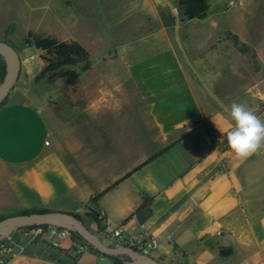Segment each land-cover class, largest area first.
I'll return each instance as SVG.
<instances>
[{
  "label": "crops",
  "instance_id": "1",
  "mask_svg": "<svg viewBox=\"0 0 264 264\" xmlns=\"http://www.w3.org/2000/svg\"><path fill=\"white\" fill-rule=\"evenodd\" d=\"M64 20L107 43L96 85L82 84L79 98L61 79L55 88L36 81L43 64L31 47L21 53L19 82L0 107V163L16 168L19 211L84 216L108 243L115 228L154 236L151 256L165 263L264 264V153L232 152L234 122L224 111L246 102L241 92L262 90L263 77L241 86L248 53L215 34L210 8L179 22L163 0H68ZM247 35L238 36L250 47ZM203 123L219 134L215 147ZM145 196L152 201L143 207ZM46 227L16 229L0 242V264L107 263L88 249L77 260L56 254L79 242L55 248Z\"/></svg>",
  "mask_w": 264,
  "mask_h": 264
},
{
  "label": "rangeland",
  "instance_id": "2",
  "mask_svg": "<svg viewBox=\"0 0 264 264\" xmlns=\"http://www.w3.org/2000/svg\"><path fill=\"white\" fill-rule=\"evenodd\" d=\"M6 2H2L0 7H7V11L4 16H1L0 20V41L10 42L20 53H24L27 50V46L25 45V39L29 32H34L36 34H40L43 36H53L60 40L69 39L71 36L79 39L81 41H87L94 45L97 50L91 55L92 65L94 64V68H97V64H101V55L102 51L106 47V41H103L101 38H98V42L94 41L90 42L87 38H85L80 31V29L74 28L70 30L67 28L64 20V10L65 5H67L68 0H5ZM167 4L173 7V11L176 15V19L182 22L181 12L178 10V3L180 0H163ZM237 6L230 9L226 6V0H208L210 14L211 17H214L218 22L217 28L215 29V34L221 31L224 36H227L231 32L237 33L240 36L245 37L247 33V37H249L250 51L251 53L247 54L249 67L248 70L241 76V86L247 85L250 87L252 82L257 78L259 80L263 77V86L262 90H247L248 92H241V94L245 97L246 102L244 105L247 106L250 110L253 109L255 112L259 109L260 104L264 103V0H236ZM171 2V4H170ZM7 23L6 26H4ZM175 31L173 29V36L178 35L181 36V31ZM223 30H226L225 32ZM181 40V38H180ZM258 46L259 54L256 59H252V52L255 49L254 46ZM178 46V44H177ZM179 47V46H178ZM180 49V48H179ZM31 54H36L35 63L40 62L43 64V68L46 66V62L42 59V56H46L45 52L36 51L34 47L30 48ZM113 54L114 49L107 50L103 52V54ZM25 63H29V57H25ZM257 63L259 67L260 73H256V65ZM0 64L5 67L4 61L0 58ZM98 70V69H97ZM84 81L82 84L86 83H96V76L93 77H85L82 74ZM43 79V80H42ZM44 81L42 83L44 87L51 86L55 88V82H50L46 77L42 78ZM39 80V82L41 81ZM60 81V80H57ZM234 85V82L233 84ZM238 91H231V93H236ZM70 98H79L71 97ZM253 107V108H252ZM261 119H264V112ZM260 114V115H261ZM264 153V150H262ZM16 173V168L3 165L0 163V219L22 214L23 212L19 211V204L15 195V190L13 185L11 184V179L13 175ZM88 216L93 217L96 221H100L99 215L89 212ZM89 227L88 223H90L89 219L81 216ZM15 232V231H14ZM98 234V232L94 231ZM75 234V233H74ZM76 235V236H75ZM73 236L74 239L79 241V246H85L88 250H91L102 256L98 251H94L91 249V246L85 242L81 237L77 234ZM99 235V234H98ZM110 245L116 246L115 242L108 243ZM62 249V248H61ZM74 252L71 251H59L56 254L63 256L64 258H72L77 260L83 253L79 252L75 247L73 249ZM120 262H124L121 258L118 260L109 259L107 263L101 264H120Z\"/></svg>",
  "mask_w": 264,
  "mask_h": 264
},
{
  "label": "trees",
  "instance_id": "3",
  "mask_svg": "<svg viewBox=\"0 0 264 264\" xmlns=\"http://www.w3.org/2000/svg\"><path fill=\"white\" fill-rule=\"evenodd\" d=\"M177 8L181 12L182 20L188 21L206 18L209 10V4L208 0H180ZM226 39L231 40L234 47L240 53H251L248 44L241 42L238 35L229 34L226 36ZM25 45L27 47H34L35 49L46 53V56H42V59L46 62V66L36 77V81H39L46 76L50 82H55L56 80L61 79L65 84L66 93L71 97H78L81 94V85L84 81L82 74H84L86 78L90 77V75L95 77L98 74L97 68H94L91 62V55L96 52L97 48L87 41H64L53 36H43L34 32H29L25 39ZM256 57L257 54L253 51L252 59H256ZM254 64L258 70L259 67L257 63L254 62ZM4 73L5 67L0 64V83L3 79ZM95 85V82L92 83V86ZM262 112H264V103H261L259 109H257L254 113L259 116ZM201 127L209 137L212 147H215L219 137L215 128L208 123H203ZM101 197L102 194L96 196L93 201H96ZM151 201V198L145 196L142 206L145 207L149 205ZM31 212L33 211H26L23 213ZM77 216L82 218L78 214ZM116 245L120 244L116 243ZM91 249L93 248L91 247ZM105 257L111 259V257ZM112 259L116 261L118 260V258ZM120 264L124 263L120 262Z\"/></svg>",
  "mask_w": 264,
  "mask_h": 264
},
{
  "label": "water",
  "instance_id": "4",
  "mask_svg": "<svg viewBox=\"0 0 264 264\" xmlns=\"http://www.w3.org/2000/svg\"><path fill=\"white\" fill-rule=\"evenodd\" d=\"M0 58L5 63V73L0 83L1 107L19 82L22 60L18 50L6 41H0ZM42 225L67 229L81 237L100 254L121 258L125 264H172L162 262L126 245L107 244L86 225L83 218L75 213L62 211L31 212L5 217L0 220V242L10 239L18 228Z\"/></svg>",
  "mask_w": 264,
  "mask_h": 264
},
{
  "label": "clouds",
  "instance_id": "5",
  "mask_svg": "<svg viewBox=\"0 0 264 264\" xmlns=\"http://www.w3.org/2000/svg\"><path fill=\"white\" fill-rule=\"evenodd\" d=\"M224 111L234 122V127L227 132V144L237 157L247 158L264 150V119L236 101Z\"/></svg>",
  "mask_w": 264,
  "mask_h": 264
},
{
  "label": "built area",
  "instance_id": "6",
  "mask_svg": "<svg viewBox=\"0 0 264 264\" xmlns=\"http://www.w3.org/2000/svg\"><path fill=\"white\" fill-rule=\"evenodd\" d=\"M227 8H234L237 6L236 0H226ZM100 220L101 217L99 216ZM111 238L114 239L115 243L120 245H126L132 247L142 253L151 255L152 252L159 246L160 240L154 236L148 235H130L124 232L122 228H115L110 232ZM74 233L67 229H60L56 227H46L45 237L48 242L55 248H61L64 241L73 239ZM79 242V241H78ZM78 243L77 250L79 252H84L87 250L85 246H79ZM103 261H108L109 259L105 256H101Z\"/></svg>",
  "mask_w": 264,
  "mask_h": 264
}]
</instances>
